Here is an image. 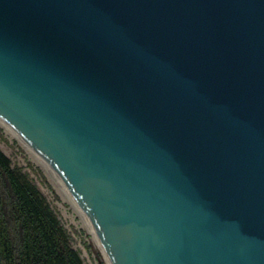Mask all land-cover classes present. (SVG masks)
Wrapping results in <instances>:
<instances>
[{"label":"water","instance_id":"water-1","mask_svg":"<svg viewBox=\"0 0 264 264\" xmlns=\"http://www.w3.org/2000/svg\"><path fill=\"white\" fill-rule=\"evenodd\" d=\"M0 121L110 264H264V0H0Z\"/></svg>","mask_w":264,"mask_h":264},{"label":"trees","instance_id":"trees-1","mask_svg":"<svg viewBox=\"0 0 264 264\" xmlns=\"http://www.w3.org/2000/svg\"><path fill=\"white\" fill-rule=\"evenodd\" d=\"M0 264H84L47 200L1 151Z\"/></svg>","mask_w":264,"mask_h":264},{"label":"rangeland","instance_id":"rangeland-1","mask_svg":"<svg viewBox=\"0 0 264 264\" xmlns=\"http://www.w3.org/2000/svg\"><path fill=\"white\" fill-rule=\"evenodd\" d=\"M0 151L10 160L11 169L27 176L47 200L66 230L71 247L84 264H110L87 220L71 201L53 171L19 138L0 123Z\"/></svg>","mask_w":264,"mask_h":264},{"label":"bare ground","instance_id":"bare-ground-1","mask_svg":"<svg viewBox=\"0 0 264 264\" xmlns=\"http://www.w3.org/2000/svg\"><path fill=\"white\" fill-rule=\"evenodd\" d=\"M0 123L4 126V127H6L9 131H11L13 134H15L8 126H6L5 124H3L1 121H0ZM16 135V134H15ZM20 140V139H19ZM21 141V140H20Z\"/></svg>","mask_w":264,"mask_h":264}]
</instances>
